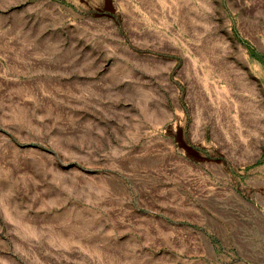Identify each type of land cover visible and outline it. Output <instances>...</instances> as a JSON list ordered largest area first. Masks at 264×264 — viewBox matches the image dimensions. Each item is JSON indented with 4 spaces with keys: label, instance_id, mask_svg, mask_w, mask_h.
Here are the masks:
<instances>
[{
    "label": "rangeland",
    "instance_id": "rangeland-1",
    "mask_svg": "<svg viewBox=\"0 0 264 264\" xmlns=\"http://www.w3.org/2000/svg\"><path fill=\"white\" fill-rule=\"evenodd\" d=\"M0 264H264V0H0Z\"/></svg>",
    "mask_w": 264,
    "mask_h": 264
}]
</instances>
